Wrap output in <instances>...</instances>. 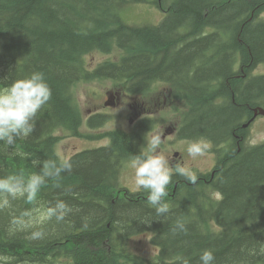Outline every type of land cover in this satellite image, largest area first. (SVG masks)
Wrapping results in <instances>:
<instances>
[{
    "label": "trees",
    "instance_id": "trees-1",
    "mask_svg": "<svg viewBox=\"0 0 264 264\" xmlns=\"http://www.w3.org/2000/svg\"><path fill=\"white\" fill-rule=\"evenodd\" d=\"M151 1L160 3L0 0V88L41 71L52 89L33 133L12 149L0 142V174L33 171L25 155L58 157L53 132L78 134L83 121L75 83L102 76L126 79L128 92L136 94L155 80L168 82L186 107L180 135L222 144L214 173L196 174L195 184L174 175L165 198L170 211L158 216L146 191L134 194L118 179L121 161L139 154L153 120L142 121L136 134L109 131V145L73 155L61 187L49 181L39 195L41 206L61 198L78 209L68 218L70 227L51 225L45 240L29 241L22 233L9 236V216L0 213V254L14 256V264H199L204 249L214 251V264H264V142L247 145L243 128L244 117L264 105V74L245 79L234 71L240 61L251 74L264 61V0H175L159 25L122 20L128 4ZM114 45L129 54L87 68L86 53ZM106 117L97 114L90 125ZM177 219L186 232H173ZM146 233L156 249L150 256L129 243Z\"/></svg>",
    "mask_w": 264,
    "mask_h": 264
},
{
    "label": "clouds",
    "instance_id": "clouds-1",
    "mask_svg": "<svg viewBox=\"0 0 264 264\" xmlns=\"http://www.w3.org/2000/svg\"><path fill=\"white\" fill-rule=\"evenodd\" d=\"M52 89L45 74L34 71L22 78L15 79L7 87L0 89V142L7 148H15L18 140L28 138L35 129L36 118L40 110L50 101ZM147 148L132 157L134 168V187L148 193V204L158 216L169 213L166 202L168 185L174 175L184 177L195 184L198 176L188 167L170 165L167 154L161 150L162 134L154 132L145 137ZM211 145L205 139L194 140L188 146V154L195 159L204 156ZM16 155H21L16 153ZM32 157L31 172L20 169L0 174V213H7L9 224L7 234L15 236L22 233L29 241H43L50 233L51 225L67 224L75 209L66 200L57 198L54 203L41 206L39 195L42 189L52 181L55 188L61 187L62 174L70 173L73 165L68 157H49L41 160ZM25 207H17L16 202ZM87 227V223L84 224ZM186 232L184 222L177 219L173 232ZM15 257L0 254V264H14ZM212 249H204L199 255V264H214ZM183 264H190L184 260Z\"/></svg>",
    "mask_w": 264,
    "mask_h": 264
},
{
    "label": "rangeland",
    "instance_id": "rangeland-1",
    "mask_svg": "<svg viewBox=\"0 0 264 264\" xmlns=\"http://www.w3.org/2000/svg\"><path fill=\"white\" fill-rule=\"evenodd\" d=\"M172 1L173 0H167V3ZM164 15L165 11L163 9L148 3H133L123 12V16L127 22L138 24H157L163 19ZM262 18L264 19V12L262 13ZM122 55L123 52L118 49L110 54L93 51L86 55V61L90 68H94L101 62L118 59ZM262 72H264V63L260 64V66L254 70L255 74ZM163 88L164 84H161L158 93L149 91L144 94L142 99H138L139 103H144L148 113L152 114L158 119V122H160L150 135L154 132H160L163 135L167 129L172 128L174 131L170 129L166 132V135L162 137L164 142L161 146V150L169 157L170 165L175 166L179 164L180 166L188 167L193 173L211 170L215 162L218 161V150L223 147L222 144L215 145L208 139L197 138L205 139L210 143L211 147L204 156L193 159L188 154L187 149L188 146L197 139L179 138V131L177 132L176 129L179 127L183 113L180 110H175L169 101H167V104L162 102L165 99L164 94L161 93ZM117 91L123 93L120 104L116 107L106 105L105 102L110 100L113 96H116ZM74 93L77 103L83 112L84 121L78 134H74L72 131L64 128H60L54 132L57 138L54 149L59 158H69L75 153L109 143L110 139L106 136L108 130L120 127H123L122 129L126 128V130L131 129L133 123L140 117V114L134 116L131 109L132 103L136 100L132 96L124 95L117 80L103 78L92 81H80L75 85ZM108 94L111 95V98L108 97ZM98 113H106L109 114L110 117L103 126L92 128L89 125V118ZM246 130L248 145L263 143L264 116L257 117ZM146 148L147 144L144 149L146 150ZM134 172L132 159L126 160L119 171V184L124 188H129L131 192L135 194L141 190L138 191L134 187ZM142 191L144 192V190ZM216 195L218 196V194ZM144 196H148V193L145 192ZM129 243L130 246L134 248L135 252L146 256L153 255L156 251L155 247L150 242L149 233L142 234L141 236H134L129 239Z\"/></svg>",
    "mask_w": 264,
    "mask_h": 264
},
{
    "label": "water",
    "instance_id": "water-1",
    "mask_svg": "<svg viewBox=\"0 0 264 264\" xmlns=\"http://www.w3.org/2000/svg\"><path fill=\"white\" fill-rule=\"evenodd\" d=\"M258 113L264 114V109L260 108V109L256 110V114H258Z\"/></svg>",
    "mask_w": 264,
    "mask_h": 264
}]
</instances>
